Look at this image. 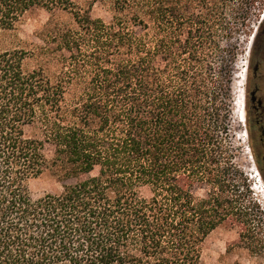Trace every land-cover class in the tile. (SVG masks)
Returning a JSON list of instances; mask_svg holds the SVG:
<instances>
[{"label": "trees", "instance_id": "obj_1", "mask_svg": "<svg viewBox=\"0 0 264 264\" xmlns=\"http://www.w3.org/2000/svg\"><path fill=\"white\" fill-rule=\"evenodd\" d=\"M110 1L106 22L73 0H0V36L35 8L76 24L31 51L0 43V264H203L226 222L264 251L226 146L222 46L258 0ZM46 172L63 190L36 199Z\"/></svg>", "mask_w": 264, "mask_h": 264}, {"label": "rangeland", "instance_id": "obj_2", "mask_svg": "<svg viewBox=\"0 0 264 264\" xmlns=\"http://www.w3.org/2000/svg\"><path fill=\"white\" fill-rule=\"evenodd\" d=\"M81 8L91 9L93 18H101L106 22L112 19V4L110 0H73ZM264 19V0H258L251 9V14L240 26V31L232 40L224 41L225 50L234 49V55L229 67V118L227 122L228 136L226 146L229 159L237 174L248 187L252 200L264 210V179L257 166L250 134L247 127V76L250 54L255 37ZM75 28L72 15L61 9L49 11L45 8H35L28 12L18 27L0 36L1 46L5 49H26L31 51L36 44H41V38L48 27ZM49 27V28H50ZM34 60L27 62V68L38 67ZM49 76H53L55 67H44ZM241 105L239 111L235 105ZM48 157H51L48 152ZM30 190L34 198H40L48 193H60L63 185L57 175L46 172L30 182ZM243 227L232 222H226L214 230L203 245V264H264V251H251L241 241Z\"/></svg>", "mask_w": 264, "mask_h": 264}, {"label": "flooded vegetation", "instance_id": "obj_3", "mask_svg": "<svg viewBox=\"0 0 264 264\" xmlns=\"http://www.w3.org/2000/svg\"><path fill=\"white\" fill-rule=\"evenodd\" d=\"M246 112L250 142L257 166L264 179V19L250 54Z\"/></svg>", "mask_w": 264, "mask_h": 264}, {"label": "bare ground", "instance_id": "obj_4", "mask_svg": "<svg viewBox=\"0 0 264 264\" xmlns=\"http://www.w3.org/2000/svg\"><path fill=\"white\" fill-rule=\"evenodd\" d=\"M236 108H238V110L240 111L242 108H241V105H239V103H237V105H235Z\"/></svg>", "mask_w": 264, "mask_h": 264}]
</instances>
